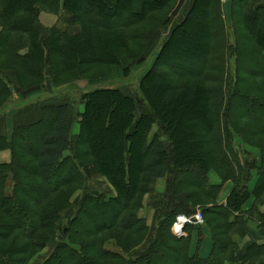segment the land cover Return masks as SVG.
Here are the masks:
<instances>
[{
    "label": "trees",
    "instance_id": "1",
    "mask_svg": "<svg viewBox=\"0 0 264 264\" xmlns=\"http://www.w3.org/2000/svg\"><path fill=\"white\" fill-rule=\"evenodd\" d=\"M174 3L175 11L183 6V0H0V109L15 87L40 89L47 79L93 82L115 71L88 76L100 65L129 75ZM246 5L236 1L233 23L225 25L220 0H194L137 92L118 85L83 94L77 134L62 100L41 103L36 121L0 136V151L12 152L11 162L0 163V264H29L62 221L41 264H264V241L241 242L262 219L264 203V7L249 14ZM42 12L64 25L44 30ZM200 22L201 41L176 46ZM87 169L116 194L96 192ZM212 170L221 184L211 182ZM160 178L166 187L151 228L141 210ZM229 180L235 187L220 204ZM197 206L213 234L207 257L201 256L204 225H187L186 237L172 232L177 215ZM112 240L119 250L107 247Z\"/></svg>",
    "mask_w": 264,
    "mask_h": 264
},
{
    "label": "rangeland",
    "instance_id": "2",
    "mask_svg": "<svg viewBox=\"0 0 264 264\" xmlns=\"http://www.w3.org/2000/svg\"><path fill=\"white\" fill-rule=\"evenodd\" d=\"M116 1H119V0H116ZM193 1L194 0H183V7H181L179 10H176V11L174 8L176 6V3L171 4L169 6L170 8L167 11V14L168 13L169 14L165 20V22H166L165 27H163V29H160V30H158L157 33H155L153 40L150 42L149 50L145 54L144 61L139 63L138 65H137V63L134 64L132 69H131V73H129V75H125L124 71L120 67L118 69H116L117 66H115V65H110V66L100 65L96 69H93L88 76L93 77V76L106 74V73L113 71V70H115V71H113L111 74H109V76L107 78H104L102 80L100 79V80L93 81V82H91L90 80H86V79H78V80L72 81L71 83H68L65 85H53V83L52 82L50 83L47 79L46 82L41 86L40 89H32V90L23 91V90H20L19 88L17 89L15 87L13 89L12 98L10 99L8 104H6L4 107H2L0 109V112H1V110L4 111L3 109L6 110V108L8 107L6 111L12 110V113H13L16 110L24 107L25 105L33 103V102H37V103L41 104V103H44L46 101H62V100H65L70 105L71 117L72 118L74 117V119H75L73 124H72V133L77 134L79 131V128H80L79 122L77 121L78 120L77 114L80 112H83V110H84L83 103L82 104L80 103V101L82 100L83 94H85L86 92H89L91 90H94L96 88H99V87H112V86H118V85L120 87H122V90L125 93L133 95L135 92H137L138 87H139V81H140L141 77L143 75H145L147 73V71L151 68V66L154 64V61L158 55V51H159V47H160L161 43L163 42V40H165L168 37V35L171 33L173 27L178 22H180V19L185 14H187V12L192 7ZM236 1H238V0H231V1L230 0H220L222 16H223V20H224L225 25H229V24L233 23V19H232L233 13L232 12H234L233 7L236 4ZM120 12L122 14V11H120ZM46 13L44 12L43 14H46ZM54 15H56V14H54ZM56 16H58V15H56ZM39 23H40V17H39ZM56 25L63 26L64 24L60 20H58ZM41 26H42V28H44V24H41ZM203 28H204V23L200 22V23H198L197 26L195 25V27L193 29L184 30V38L178 37L179 41L176 44V46H179V45L185 46V45L193 44L194 42L201 41V37H202L201 35L203 32ZM74 31L79 32L80 27L74 28ZM228 33L233 34L234 32H233V30H230ZM133 63H135V61H133L131 64H133ZM14 94L16 95L15 97H14ZM156 97H159V96L156 95ZM158 100H159V98H158ZM162 108L164 110H166L165 107L162 106ZM187 120H188V117L186 115L183 122H186ZM155 129H156V127L154 128V131H155ZM182 137L184 138V136H182ZM237 141L241 145H243V147L246 150L252 152L256 157L258 155H260L261 151L258 148L248 146L245 142L241 141L239 138H237ZM102 147L104 149V152L107 151L108 148L106 149L105 146H102ZM241 156L244 157L243 153ZM87 172H88V176L91 180L90 181L91 186L94 188V190L96 192H99V193L105 192V193L109 194V196L116 194L115 189L112 187V185L109 183V181L104 176L97 174L92 169H87ZM210 172L215 173L220 178L218 173L215 172L214 170H212ZM255 174H257V173H255ZM209 177H210V175H209ZM221 181H222V179H221ZM227 182H231V184L233 186L232 187V190H233V188L235 187V182H233L232 180H229ZM227 182H225L223 184V186ZM153 190H154V188H153ZM153 190L148 194L149 196L146 197V199H145L147 206L144 207L143 210H141L142 217L149 219V223L152 222V218L154 216L153 211L156 210V208L159 204H161L163 194H164V193L162 194V192L159 189H155V191H153ZM232 190H231V192H232ZM230 194L231 193H229V196H230ZM77 196L78 195H76L73 198V201H77L76 200ZM229 196H228V198H229ZM228 198H227V200H228ZM218 201H219V199H218ZM226 202H223V203H226ZM220 204H222V203H220ZM245 205H244V209H245L244 211L246 212V210H248V209L245 208ZM263 207H264V203L261 204L260 208H259V213L262 214V219L261 220L255 219V222L252 223V229H253L254 233L257 234L256 239H261V240H264V236H263L264 235V208ZM200 210L202 212V217H203V221L201 223L193 222V223L186 224L184 227V230H183V235L177 236L173 231L174 225L176 223L175 222L174 225L172 226V232L174 233V235H176L179 238L180 237H186V236H188V231L186 230L187 225H189V224L204 225L203 228H204L205 238L202 241V246L205 245L206 249L208 251L207 253H209L210 250L212 251V249H211V247L208 246V244L210 243L212 245V247L214 245L213 234H212L211 228L205 222L202 207L197 206L194 209V213H192V214H184V213H180V214L188 216V217H193ZM178 215H177V217H178ZM177 217H176V221H177ZM155 221H156V218H155ZM63 223H64V221L59 223L58 228H57V233L53 237V240H52L50 246H48L46 249H44L43 251H40L38 254H36L30 260L29 264H41L43 262V260L51 253L53 246L57 243V241L59 239L58 238L59 234L63 230ZM151 224H152V226L149 225V227L153 228L154 223H151ZM193 235L196 236V239H197L196 231H194L192 233V239H191V242L196 243V241L193 240V238H194ZM258 236H260L261 238H258ZM244 240L245 239H243L241 242L242 243L245 242ZM192 244L193 243H191V245ZM107 247L111 248L113 250H119V248L115 245L114 240L110 241L107 244Z\"/></svg>",
    "mask_w": 264,
    "mask_h": 264
},
{
    "label": "crops",
    "instance_id": "3",
    "mask_svg": "<svg viewBox=\"0 0 264 264\" xmlns=\"http://www.w3.org/2000/svg\"><path fill=\"white\" fill-rule=\"evenodd\" d=\"M246 4H247L246 5L247 12L249 14H253L259 7H264V0H246ZM43 13H41V15H40V24H44V28H43L44 30H48L49 28H51L57 24V21L59 19L58 16L51 14V13H46V12H45L46 14H43ZM15 96L16 95L14 94V97ZM40 106H41V104H39L37 102H33V103L25 105L24 107L16 110L13 113H12V110L6 111L8 107L6 108V110L3 109L4 111L1 110V112H0V136L10 134L12 127L14 125L31 123V122L36 121L40 115ZM11 159H12V153L10 150L0 151V163H9L11 161ZM209 175H210L211 182L213 184H221L222 183L221 179L215 173L210 172ZM257 179H258L257 174H254V177L250 183L251 190L254 189L256 182H257ZM165 187H166V180L164 178H160V179L156 180V182L154 184V190L153 191H155V189H159L163 194ZM232 187L233 186H232L231 182H227L223 186L222 191H221L220 196H219V202L220 203L223 204V202L227 201L229 193H231ZM148 196L149 195H147L146 197H148ZM254 200H255V197L251 196V198L246 203L245 208H247V209L251 208V206L254 203ZM146 206H147L146 202L144 201V207H146ZM159 206H160V204L157 206L156 210L153 211L154 216L152 218L151 223H154V225L156 223L155 218H156V213L158 211ZM146 220H147V223L152 226V224L149 223V219H146ZM193 237H194L193 240L197 241L196 236L193 235ZM256 238H257V234H255L253 229H252L249 232V234L246 236L244 241L245 242L253 241V240H257L260 242L264 241V240L256 239ZM258 238H261V237L258 236ZM192 243L193 244L191 245V254H194L196 251V243H194V242H192ZM208 246L211 247V249L213 248L210 243L208 244ZM207 252L208 251L206 249V246L205 245L202 246L201 247V256H203V257L209 256V254L211 253V250L209 253H207Z\"/></svg>",
    "mask_w": 264,
    "mask_h": 264
},
{
    "label": "built area",
    "instance_id": "4",
    "mask_svg": "<svg viewBox=\"0 0 264 264\" xmlns=\"http://www.w3.org/2000/svg\"><path fill=\"white\" fill-rule=\"evenodd\" d=\"M202 221H203V217H202L201 210L197 212L193 217H188V216L180 214L177 217V221L174 225L173 231L177 236L183 235V230L186 224L193 223V222L201 223Z\"/></svg>",
    "mask_w": 264,
    "mask_h": 264
},
{
    "label": "bare ground",
    "instance_id": "5",
    "mask_svg": "<svg viewBox=\"0 0 264 264\" xmlns=\"http://www.w3.org/2000/svg\"><path fill=\"white\" fill-rule=\"evenodd\" d=\"M178 230H179V228H178Z\"/></svg>",
    "mask_w": 264,
    "mask_h": 264
}]
</instances>
